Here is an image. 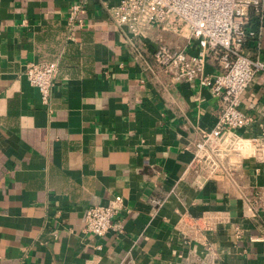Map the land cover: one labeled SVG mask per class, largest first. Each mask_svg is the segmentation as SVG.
Instances as JSON below:
<instances>
[{
  "label": "crops",
  "instance_id": "1",
  "mask_svg": "<svg viewBox=\"0 0 264 264\" xmlns=\"http://www.w3.org/2000/svg\"><path fill=\"white\" fill-rule=\"evenodd\" d=\"M117 1L0 0V264H264V149L188 166L221 102L172 80L152 51L162 40L194 53L196 39L158 26L132 35L108 15ZM74 2L81 26L67 21ZM205 54L204 73H217ZM46 60L57 68L45 104L24 68ZM239 106L255 121L237 131L255 134L264 70ZM115 196L121 229L85 230V209Z\"/></svg>",
  "mask_w": 264,
  "mask_h": 264
},
{
  "label": "built area",
  "instance_id": "2",
  "mask_svg": "<svg viewBox=\"0 0 264 264\" xmlns=\"http://www.w3.org/2000/svg\"><path fill=\"white\" fill-rule=\"evenodd\" d=\"M85 10L83 2L69 5L67 21L83 25L80 16ZM110 19L137 35L151 26L174 32H184L196 39L198 49L188 53L183 47L162 40L152 51L154 62L170 73L172 80H193L205 86L220 99V106L212 127L203 130L193 143L188 166L195 168L202 163L211 168L229 152H261L264 149V114L258 130L243 136L237 130L251 126L255 118L244 112L239 104L241 93L259 71L264 61L258 55V36L264 16V0H118L107 7ZM251 40L255 47L252 56L243 51V44ZM206 50L216 56L220 70L214 74L203 71ZM56 61L28 62L24 68L27 80L37 87L41 102L50 97ZM158 204L157 198H151ZM264 205V190L255 192V203ZM122 205L119 196L106 203L93 204L84 211V229L96 235L106 230H120L121 224L114 217ZM202 226H207L203 222Z\"/></svg>",
  "mask_w": 264,
  "mask_h": 264
}]
</instances>
